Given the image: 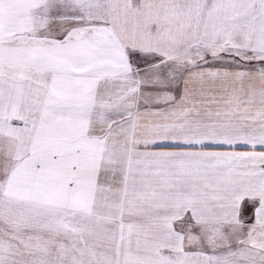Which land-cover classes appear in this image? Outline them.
<instances>
[{
    "label": "snow or ice",
    "instance_id": "1",
    "mask_svg": "<svg viewBox=\"0 0 264 264\" xmlns=\"http://www.w3.org/2000/svg\"><path fill=\"white\" fill-rule=\"evenodd\" d=\"M0 264H264V0H0Z\"/></svg>",
    "mask_w": 264,
    "mask_h": 264
}]
</instances>
